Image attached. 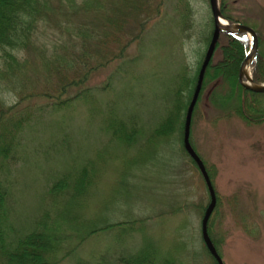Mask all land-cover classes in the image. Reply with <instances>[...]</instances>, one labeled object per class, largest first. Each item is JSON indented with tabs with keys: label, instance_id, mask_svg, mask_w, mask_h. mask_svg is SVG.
<instances>
[{
	"label": "trees",
	"instance_id": "obj_1",
	"mask_svg": "<svg viewBox=\"0 0 264 264\" xmlns=\"http://www.w3.org/2000/svg\"><path fill=\"white\" fill-rule=\"evenodd\" d=\"M165 4H170L171 10L179 14L180 21L192 23L191 0H0V264H58L82 243H92L90 238L104 228L102 219L99 222L86 215V205H91L90 190L97 188L100 167L109 161L121 167L118 175L126 179L129 165L143 166L148 159L145 158L161 141H167L179 131L181 152L197 170L182 147V129L198 67L192 77H181L170 88L169 99L164 100L159 111L152 105L142 107V102L140 106L132 105L135 97L129 87L121 91L110 87L114 77L123 78L124 83L134 81L135 63L141 53L129 55L128 45L131 41L139 42L145 26L162 13ZM219 8L229 22L239 21L255 29L258 49L252 63V78L264 82L262 32L256 25L235 18L226 0H219ZM178 9L181 10L178 12ZM209 37L205 38L206 44ZM248 47L245 35H219L214 50L219 59L205 69L191 125L200 96L211 83L206 96L220 110L218 115L235 114L245 123L264 126V93L245 89L237 79ZM109 64L113 71L108 78L94 82V75ZM183 84L187 91L184 96ZM97 91L107 95L104 99L98 98ZM77 104L85 107L92 128L107 137L103 147L106 144L122 147L127 153L120 159L107 156V160L99 156L100 149L92 151L93 148L91 157L88 151V157L84 151L78 157L65 155L63 167L51 176L52 181L45 188L41 206L31 222L26 227H13L9 221L12 207L7 174L24 132L33 131L45 113L55 115L53 119L59 113L60 118L49 123L51 127L58 126L61 124L58 121ZM63 143L66 140L55 150L61 155L67 152ZM141 155L145 158L141 159ZM204 164L212 181V167ZM126 188L123 186L124 193ZM58 198L64 199V204H58ZM216 199L217 206V193ZM99 204L95 205L97 210ZM46 205H58L62 212L55 208L57 212L52 214L49 211L52 207L48 210ZM203 209L202 205L201 214ZM211 219L212 216L208 233L218 251L219 242L212 235ZM136 221L138 218H131L108 227L121 226L122 233L132 236L140 232L131 227ZM178 245L171 246L168 254L151 248L156 246L154 243L145 244L146 247L135 252L113 251L115 257L108 253L105 263L100 256L89 264H175L174 252L181 247ZM202 248L216 264L203 244ZM76 264L82 261L77 260Z\"/></svg>",
	"mask_w": 264,
	"mask_h": 264
},
{
	"label": "rangeland",
	"instance_id": "obj_2",
	"mask_svg": "<svg viewBox=\"0 0 264 264\" xmlns=\"http://www.w3.org/2000/svg\"><path fill=\"white\" fill-rule=\"evenodd\" d=\"M226 1L234 17L256 25L264 39V0ZM191 12L192 23L186 24L170 4H165L162 13L145 26L139 42L128 45L129 55L141 53L135 63L134 81L124 83L123 78L114 77L110 87L120 91L129 87L135 97L132 105L140 106L142 102V107L152 105L161 110L164 100L169 99L170 88L181 77L194 75L203 57L205 38L212 29L208 0H191ZM163 16L167 17L160 21ZM218 59V53L213 52L210 62ZM109 65L94 75V82L108 78L113 71ZM211 88V83L207 84L200 96L189 141L213 170L218 203L211 219L212 235L219 242L223 264H264V126L245 123L233 113L218 115L220 110L206 96ZM186 94L183 84V96ZM106 95L97 91L98 98ZM54 116L45 113L33 131L24 132L23 142L8 168L12 207L9 221L15 228L26 227L38 212L44 190L51 183V176L63 167L65 155L78 157L88 151L91 157L93 148L92 151L100 149L99 156L107 160V156L120 159L127 153L122 147H103L107 137L92 128L84 106L77 104L58 121L61 124L51 127L49 123L60 118V114L55 119ZM62 140H66L62 145L67 146L64 155L59 150L55 152ZM146 159L143 166L129 165L126 179L118 175L121 167L115 162L100 167L97 188L90 190L91 205H86L85 212L93 220L102 219L104 229L90 238L92 243H82L58 264H76L77 260L89 264L100 256L105 263L108 253L135 252L151 243L156 244L151 248L168 254L171 246L180 243L174 252L175 264H214L203 252L200 241L199 210L208 202V192L200 174L181 152L179 131L161 141ZM123 186H128L125 193ZM57 200L64 204V199ZM98 202L101 205L97 210ZM55 208L62 212L58 205H46L52 214L57 212ZM131 218H138L131 227L140 229L132 236L122 233L121 226L108 227ZM111 255L115 257L114 253Z\"/></svg>",
	"mask_w": 264,
	"mask_h": 264
},
{
	"label": "water",
	"instance_id": "obj_3",
	"mask_svg": "<svg viewBox=\"0 0 264 264\" xmlns=\"http://www.w3.org/2000/svg\"><path fill=\"white\" fill-rule=\"evenodd\" d=\"M208 3L213 20V28L210 35L208 46L206 48V51L204 53V56L202 58L201 64L197 72L196 82L193 88L191 98L185 110L182 142H183V148L198 167V170L200 171L203 177V180L205 182L206 188L209 193V202L203 211V215L201 217V222H200V234L202 241L205 245V248L207 249L209 254L214 258L216 263L223 264L207 232V223L216 204L215 192L202 160L199 158V156L196 154V152L193 150V148L189 143V130H190L192 112L201 89L205 69L210 62V59L212 57L220 33H227L231 35L248 34L250 36L251 39L250 48L239 65L238 74H237L238 82L244 88L258 93H264V84L254 82L251 77L249 78L250 84H246L244 82L245 66L247 65L248 61L252 63V60L255 58L257 52L258 39L255 31L251 27L238 22L228 23L225 21L222 24L220 22L222 16L218 7V1L208 0Z\"/></svg>",
	"mask_w": 264,
	"mask_h": 264
},
{
	"label": "bare ground",
	"instance_id": "obj_4",
	"mask_svg": "<svg viewBox=\"0 0 264 264\" xmlns=\"http://www.w3.org/2000/svg\"><path fill=\"white\" fill-rule=\"evenodd\" d=\"M220 22L223 24L224 23V19H220ZM251 75V63L250 61L247 62V65L245 66V83L249 84V78Z\"/></svg>",
	"mask_w": 264,
	"mask_h": 264
}]
</instances>
